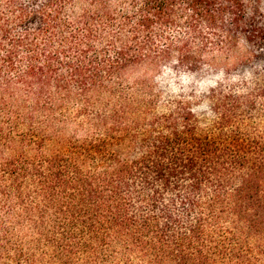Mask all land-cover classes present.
I'll list each match as a JSON object with an SVG mask.
<instances>
[{
  "label": "trees",
  "instance_id": "16d2710c",
  "mask_svg": "<svg viewBox=\"0 0 264 264\" xmlns=\"http://www.w3.org/2000/svg\"><path fill=\"white\" fill-rule=\"evenodd\" d=\"M257 62L254 0H0V264H264V84L151 82Z\"/></svg>",
  "mask_w": 264,
  "mask_h": 264
},
{
  "label": "rangeland",
  "instance_id": "374dc122",
  "mask_svg": "<svg viewBox=\"0 0 264 264\" xmlns=\"http://www.w3.org/2000/svg\"><path fill=\"white\" fill-rule=\"evenodd\" d=\"M255 4L260 8V12L264 14V0H254ZM249 71H252L254 75L252 77L248 76ZM264 62H257L252 65V67H244L237 69L236 71L228 74H223L221 71H211L207 70L204 72L197 73H185L182 71H175L173 69L165 68L163 72L157 75L154 80H151L153 86L156 90L162 92V96H167L170 94H176L182 90L193 91L196 96L194 101H204V96H197L204 88L212 86L216 81L221 80L222 77H226L227 80L232 81H241L246 85H250L254 82L264 84ZM122 79L114 78V83L117 84V87L121 89H114L118 95L120 93L123 97L130 98L137 97L138 100L148 101L152 97L135 95L134 88H131V77L129 79L126 76V71L123 74ZM194 89V90H192ZM46 100V99H45ZM81 105L78 103V100L72 98L67 104L65 101L61 105L56 107V110L59 111L56 115L58 121L55 122L56 127H63L66 129L67 134L72 133H82L88 130L89 123L84 119V115L91 118V109H80ZM60 109V110H59ZM3 120V119H1ZM37 256H39L37 254Z\"/></svg>",
  "mask_w": 264,
  "mask_h": 264
}]
</instances>
